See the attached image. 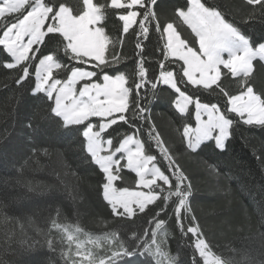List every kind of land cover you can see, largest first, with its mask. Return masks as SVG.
I'll return each mask as SVG.
<instances>
[{
	"label": "snow or ice",
	"instance_id": "obj_1",
	"mask_svg": "<svg viewBox=\"0 0 264 264\" xmlns=\"http://www.w3.org/2000/svg\"><path fill=\"white\" fill-rule=\"evenodd\" d=\"M257 24L264 26V0L240 7L233 0H0V68L36 101L17 113L26 142L33 155L49 156L51 145L74 140L111 217L94 234L60 205L38 223L20 209L9 214L0 197V264H264V246L215 250L178 159L209 142L226 151L241 125L264 129V89L254 83L257 62L264 69V32L246 31ZM126 40H134L131 56L120 50ZM162 98L177 114L176 148L153 120ZM15 126L0 132V146ZM208 168L221 175L217 165ZM18 171L15 183H24ZM126 172L134 188L125 186ZM29 191H37L30 182ZM177 230L185 242L173 255L168 238ZM45 247L55 261L41 255Z\"/></svg>",
	"mask_w": 264,
	"mask_h": 264
},
{
	"label": "trees",
	"instance_id": "obj_2",
	"mask_svg": "<svg viewBox=\"0 0 264 264\" xmlns=\"http://www.w3.org/2000/svg\"><path fill=\"white\" fill-rule=\"evenodd\" d=\"M212 2L214 0H209V3ZM161 3L167 6L169 0H161ZM233 3L241 6V0H233ZM246 31L258 38L264 32V26L257 24ZM147 47L149 51L156 47L155 37ZM120 50L131 56L134 40H126ZM254 83L257 90L264 89V69L259 67L258 62ZM35 103L18 88L14 73L0 68V132L6 128L11 131L10 125L16 122L15 131L7 143L0 146V197L10 203L9 214H19L17 210L20 209L27 215H34L38 223L50 213L54 215L53 209L60 205L70 219H78L86 230L101 234L107 229L102 220L111 219L110 209L104 206L97 192L98 177L90 174L92 169L83 164L81 154L75 151V141L69 139L51 145L49 156L33 155L31 146L26 142L17 113L29 110ZM176 115L167 98L156 100L152 106L158 130L174 148L180 144V135L175 131L177 125L173 123ZM192 123L195 126L194 117ZM126 129L127 126H124L121 131ZM178 159L191 179V203L195 214L206 236L214 245H219L215 250L229 255L226 245H231L240 251L255 253L264 246V239L259 235V224L264 222V129L241 125L228 142L226 151L220 152L209 142L198 155L184 153ZM208 165H217L221 175L213 174ZM20 169H23L24 183L16 184ZM5 180L9 181L8 185H5ZM134 180V174L126 172L125 186L134 188ZM29 182L37 191H29ZM70 191L76 195L75 201ZM14 197L22 199L12 203ZM73 206L78 211V217L72 216ZM30 235L36 236L34 232ZM36 238L42 240L39 236ZM184 242L178 230L168 238V247L173 255L176 254L177 244ZM184 251L190 256V248ZM41 255L53 261L57 259L46 247Z\"/></svg>",
	"mask_w": 264,
	"mask_h": 264
}]
</instances>
